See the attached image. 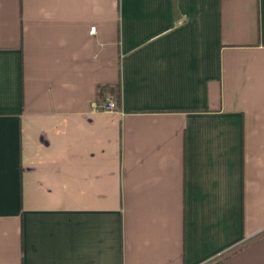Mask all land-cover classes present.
<instances>
[{"label": "crops", "instance_id": "crops-1", "mask_svg": "<svg viewBox=\"0 0 264 264\" xmlns=\"http://www.w3.org/2000/svg\"><path fill=\"white\" fill-rule=\"evenodd\" d=\"M0 264H264V0H0Z\"/></svg>", "mask_w": 264, "mask_h": 264}, {"label": "built area", "instance_id": "built-area-1", "mask_svg": "<svg viewBox=\"0 0 264 264\" xmlns=\"http://www.w3.org/2000/svg\"><path fill=\"white\" fill-rule=\"evenodd\" d=\"M93 111L111 113L116 110V100L114 95L108 94L100 104H93Z\"/></svg>", "mask_w": 264, "mask_h": 264}, {"label": "trees", "instance_id": "trees-1", "mask_svg": "<svg viewBox=\"0 0 264 264\" xmlns=\"http://www.w3.org/2000/svg\"><path fill=\"white\" fill-rule=\"evenodd\" d=\"M111 93L115 95L116 104L118 105V103L120 101L119 100V92H118V90L117 89L113 90V91H111Z\"/></svg>", "mask_w": 264, "mask_h": 264}]
</instances>
